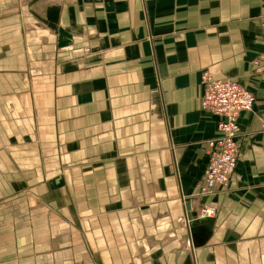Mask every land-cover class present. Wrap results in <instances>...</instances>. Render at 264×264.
Wrapping results in <instances>:
<instances>
[{"label": "crops", "instance_id": "1", "mask_svg": "<svg viewBox=\"0 0 264 264\" xmlns=\"http://www.w3.org/2000/svg\"><path fill=\"white\" fill-rule=\"evenodd\" d=\"M205 72L256 104L228 188L192 201L215 218L185 226L219 136ZM263 121L264 0H0V198L24 202L4 261L264 264Z\"/></svg>", "mask_w": 264, "mask_h": 264}, {"label": "built area", "instance_id": "2", "mask_svg": "<svg viewBox=\"0 0 264 264\" xmlns=\"http://www.w3.org/2000/svg\"><path fill=\"white\" fill-rule=\"evenodd\" d=\"M202 84L204 92L201 107L205 112L219 118V136L208 143V166L196 186L193 197L195 200L228 188L240 156L237 142L238 119L242 113L251 112L256 104L255 95L234 80L216 79L205 72L202 75ZM262 126L264 128V121ZM192 211L195 216L201 213L200 219L215 217L217 213L215 208L207 205Z\"/></svg>", "mask_w": 264, "mask_h": 264}, {"label": "rangeland", "instance_id": "3", "mask_svg": "<svg viewBox=\"0 0 264 264\" xmlns=\"http://www.w3.org/2000/svg\"><path fill=\"white\" fill-rule=\"evenodd\" d=\"M15 0H13L14 2ZM25 1V0H24ZM16 3V4H15ZM13 3L12 7L10 8V6H8L9 8H6V13L5 14H15L16 11H17V7L19 6V1ZM29 7L31 8V5L29 4ZM40 7V12L43 10V8L45 7V5H41L39 6ZM38 10V9H37ZM35 12V11H33ZM31 14H33L32 12H30ZM25 24V23H24ZM48 48H50V45H47ZM29 48H31L29 46ZM48 50V49H47ZM43 57L42 59L40 60V58H36L35 62H37L38 64V69H35V74L40 72V75H38L39 77L42 75V74H45L46 75V72L49 71L48 68H50V61H52V52H51V49H49L48 51H43ZM41 54V55H42ZM82 54V53H80ZM34 62V63H35ZM42 64L44 65V68L41 70V66ZM50 72V71H49ZM48 72V73H49ZM35 74H34V69H30V74L28 76L29 80H32L34 81L35 79ZM37 76V77H38ZM194 193L193 192L191 194V203L192 201H194L195 199L193 198L194 197ZM23 200V195L22 194H17V195H14V196H11V197H7V198H0V223H2V228L1 231H0V238H1V241L5 240L6 239V234H5V231L3 229V220L6 219L5 217L7 216L6 213H5V210H9L7 211V214H9V219H11V217L15 218L17 216V219L18 220H23V217H22V214H21V211H22V206L24 205V202L22 201ZM29 203V202H28ZM31 204V202H30ZM33 204V203H32ZM196 208H200V206H206L205 203L201 201H198L196 203ZM192 210H194L193 206H192ZM200 212V210H198ZM192 214L194 215V211H192ZM28 215V213H27ZM198 217V216H197ZM28 218H31L30 216H28ZM25 219V218H24ZM204 219H213V218H204ZM185 220V221H184ZM184 220L182 221V223H185V226L186 224L189 225L190 224V221L188 219V217L185 216ZM21 221H18V224H20ZM33 225V224H32ZM192 234V233H191ZM8 237H9V234H7ZM5 243V242H4ZM4 243H0V264H18V258H13L11 259L9 262H6L4 261V256H2V254H5L4 252L5 251H11L15 248H19V244H4ZM193 245H194V242H193ZM187 248H190L192 249V244H191V241L188 240V243L187 245L185 246ZM55 248H58L57 246ZM57 250V249H56ZM183 249H181L182 251ZM188 257L190 258V264H199V260H198V257H197V253H196V250H190L188 251ZM49 262H47V259H45V262L41 261V264H47Z\"/></svg>", "mask_w": 264, "mask_h": 264}, {"label": "water", "instance_id": "4", "mask_svg": "<svg viewBox=\"0 0 264 264\" xmlns=\"http://www.w3.org/2000/svg\"><path fill=\"white\" fill-rule=\"evenodd\" d=\"M184 202H185V208H186V211H187V216H188V219H189V221L191 223V226H194V225H197V224L205 222L204 218L203 219H198L197 216L192 214V212H191L192 211V203H191V200L189 198L186 199Z\"/></svg>", "mask_w": 264, "mask_h": 264}, {"label": "bare ground", "instance_id": "5", "mask_svg": "<svg viewBox=\"0 0 264 264\" xmlns=\"http://www.w3.org/2000/svg\"><path fill=\"white\" fill-rule=\"evenodd\" d=\"M201 218V213H200V215L198 216V219H200ZM207 218V217H206ZM210 218H215V217H210Z\"/></svg>", "mask_w": 264, "mask_h": 264}]
</instances>
